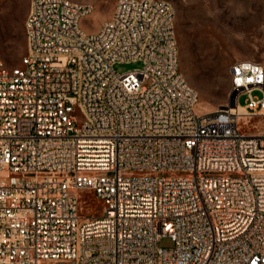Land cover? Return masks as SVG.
Listing matches in <instances>:
<instances>
[{
	"label": "built area",
	"instance_id": "1",
	"mask_svg": "<svg viewBox=\"0 0 264 264\" xmlns=\"http://www.w3.org/2000/svg\"><path fill=\"white\" fill-rule=\"evenodd\" d=\"M93 10L31 0L26 54L0 61V264H264V134L240 125L264 115V60L199 111L171 2L118 0L89 34Z\"/></svg>",
	"mask_w": 264,
	"mask_h": 264
},
{
	"label": "rangeland",
	"instance_id": "2",
	"mask_svg": "<svg viewBox=\"0 0 264 264\" xmlns=\"http://www.w3.org/2000/svg\"><path fill=\"white\" fill-rule=\"evenodd\" d=\"M31 0H0V61L12 67L27 52L25 20ZM89 2L93 12L82 27L95 34L108 20L118 0H75ZM176 10V33L180 69L197 90L199 111H211L229 101L231 66L237 60H264V0H167ZM141 66L140 62H120L114 68L123 73ZM261 98L263 92L255 90ZM247 94H241L244 105ZM240 118L249 135L264 134V115ZM245 120V122H244ZM83 213L98 216L101 203L92 191H80ZM91 212V213H89ZM162 246L173 243L165 237ZM46 264H65L47 262Z\"/></svg>",
	"mask_w": 264,
	"mask_h": 264
},
{
	"label": "bare ground",
	"instance_id": "3",
	"mask_svg": "<svg viewBox=\"0 0 264 264\" xmlns=\"http://www.w3.org/2000/svg\"><path fill=\"white\" fill-rule=\"evenodd\" d=\"M245 117H247V118H252V117H250V116H245ZM241 118H244V117L242 116ZM244 122H245V120H244ZM256 135H257V134H256Z\"/></svg>",
	"mask_w": 264,
	"mask_h": 264
}]
</instances>
